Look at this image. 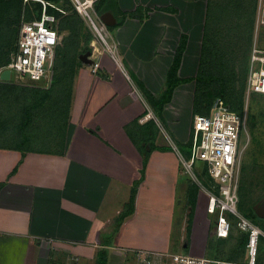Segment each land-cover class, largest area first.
Wrapping results in <instances>:
<instances>
[{
	"label": "crops",
	"instance_id": "crops-1",
	"mask_svg": "<svg viewBox=\"0 0 264 264\" xmlns=\"http://www.w3.org/2000/svg\"><path fill=\"white\" fill-rule=\"evenodd\" d=\"M97 2L98 15L109 12L116 20L114 25H106L122 66L109 55L102 56L97 73L92 72L91 64L76 62L72 82L61 84L68 87L69 94L53 91L57 86L61 89L58 83L53 88L52 82L58 67L39 83L30 80L51 88L52 97L43 107H33L36 102H30V140L23 139L16 128L22 123L18 112L9 131L0 134V264H70L61 259L63 251H73L78 264H99L98 249L104 246L107 264H136L138 256L130 247L143 226L140 224L150 221L143 208L149 206L147 188L152 179H163L158 174L167 176L169 157L176 164L181 194L187 192L174 147L179 146L172 137L171 146L162 141L154 119L142 120L150 110L158 117L148 95L159 98L164 93L169 70L180 52L178 77L196 76L204 49L214 46L212 33L222 28L228 32L230 23L246 17L255 21L259 0ZM91 47L93 54L102 51L93 37ZM192 83L178 85L161 111L162 120L183 143L190 138L194 100L184 109L174 102L179 95L191 94L195 99ZM22 107L17 103L15 110ZM184 116L187 133H181L176 122ZM156 158L157 170L153 168ZM138 165L144 175L137 172L136 176ZM142 176L134 211L114 232L130 201L133 182ZM199 199L189 235L185 213L178 210L182 223L173 252L207 253L210 221L206 219V198L205 207ZM110 232L112 236L106 237ZM143 248L152 249L149 243ZM149 258L142 263L151 264Z\"/></svg>",
	"mask_w": 264,
	"mask_h": 264
},
{
	"label": "rangeland",
	"instance_id": "rangeland-1",
	"mask_svg": "<svg viewBox=\"0 0 264 264\" xmlns=\"http://www.w3.org/2000/svg\"><path fill=\"white\" fill-rule=\"evenodd\" d=\"M28 2L29 1L24 0V4H27ZM33 2L39 1L32 0L27 5H31V13L34 16H37V14L39 13V9L37 8L38 6ZM61 4L63 8L67 10V12L66 14L58 16L59 29L63 37L62 44L57 50L55 64H64L65 66L63 67L65 68V70L72 66L70 64H72L73 62L90 65L80 59V54L91 50L92 47L91 41H89V37H93L95 39L94 33L92 32L89 24L84 20V18L80 14L79 16L78 14L76 15L75 12L77 10L71 0H69L68 3L63 0ZM26 8V5H24L20 22L18 24H15V26H20L22 25L23 21L27 20L25 18V15L27 13ZM256 17L257 14L255 15V21L254 19L253 21H251L249 18L247 19V17L237 21L235 20L236 22L230 23L232 27L228 30V32L226 30H222V25H220L219 27H221L222 29H218L217 32L212 33V35L214 36V46L212 47V49L215 52H212L213 58L208 60L204 64L205 74L212 77L203 79L197 85L195 81L194 83H192V86L194 85L196 88L194 93L196 96L195 99H193V96L191 97V94L190 97H188V95H179L175 100L174 105L184 109V106H186L190 101L194 100L195 108V101H199L198 109L202 110L197 111L208 112L211 110L218 98H221L228 104L230 103L233 107L236 106L237 101L240 99V94H242L243 92V96L241 98L243 101L242 114H246V131L244 132V145L246 146L243 155L242 170L239 181L240 187L238 210L243 215L250 217V219L254 222L264 226L263 218L260 219V217L258 215L256 216L255 214H251V216H249V213L252 211V207L262 198H264V94L253 92L248 94L247 92L249 58L252 47L255 42L258 43L259 47L264 46V27L257 34ZM240 18L242 17L240 16ZM102 29L105 33H108L106 29ZM99 45L101 46L100 43ZM206 48L209 49V46H207ZM93 55L95 57V60H101V58H103L102 56L106 57V55L108 57L107 52L104 51L103 48L100 53H94ZM207 58H209V56ZM117 66L120 67L119 64H117ZM90 67L92 69L91 65ZM13 79H16L15 75L12 77V80ZM17 81L22 83L13 82V84L15 85L12 86H16L14 88L8 86L7 84L10 83H8L7 81L0 82V110L2 108V103L6 104L7 102L11 101L10 92H12V89L15 91L14 93L20 94L21 98H23L24 100L36 102V96L28 98V95L31 92L30 89L34 88V86H36V83L31 82L32 80ZM39 82H41V80H38V83ZM222 88L226 91L224 92V95H221L219 92V90ZM53 91L54 93L59 94L67 92L69 90L68 87L64 88L61 85V89L59 88V86H57L56 90L54 89ZM148 101H152L151 103L149 102L150 104L148 103L150 106H153L152 103L156 102L152 98H148ZM5 106L6 105L3 106V110H5ZM13 106L14 104H12V107ZM153 109L156 111L155 113L158 117H154L152 119H154L158 124V132L161 134L162 141L170 145L173 143V138L179 148L183 151V153L187 155V152L189 151V148L191 146L189 145L191 144L190 142L192 138L191 131L188 141L186 143L181 142V139H178L169 130L170 127L166 125L167 122L165 123L162 120L163 115H161V113L158 112L155 108ZM14 118L15 117L11 119V123H14ZM162 122L164 123L161 124ZM176 122L179 131L181 133H187V117L184 116L183 118L177 119ZM168 124L170 125V122H168ZM164 127L167 129L169 136L163 129ZM1 130L2 127L0 126V131ZM43 137H45V135ZM157 162L158 159L156 158L153 166L155 170L160 168L159 163ZM167 162L169 165L167 169H171V172L169 171L166 177L162 173L158 174V177H162L163 179H152L149 183V187L147 185V189L150 193L149 206H144L143 208H146L148 210L150 221L140 224L143 225L142 227L138 225L139 228L137 231L139 233L135 232L136 238L131 241L133 246L130 247L131 250L135 253V256H138V254L140 255L135 261L136 264H143L142 260L144 261L146 258H148V256H150L149 259L152 260L151 264H172L173 254L178 253L173 251H176L174 245L177 240L180 224L182 223V220L179 218V212H181L182 209L185 213L184 223L186 222V228L189 235V231L194 219V212L197 211V201L200 198L199 196L201 193L200 188L198 187V190H196L198 191L196 205L192 206L191 196L189 192L193 189H197L196 183L189 177V175L182 174L184 177V182H186L185 188L187 189L186 194L182 195L180 192V186L179 184H177L179 176L174 170L176 164L170 157ZM136 165L137 163H135V166ZM138 167L139 168H136V176L137 172H139V174H143V170L141 169L142 167L139 165ZM199 167L200 163L198 162L195 168L199 170ZM201 196V199H199L200 204L201 202H204L203 205L205 207L204 195L201 194ZM172 210H174L175 212L174 215L172 214ZM206 219L210 221V226L208 232V249L205 256L217 257L222 259L229 258L228 260L235 259L236 261L248 260L249 256L246 252V249L243 248V245H241V239L243 237L242 231L235 227L228 238H218L215 234L216 215L207 213ZM105 236L111 237L112 233H107ZM185 240L187 241L188 239ZM144 241L146 242L144 243ZM121 243L122 242L120 241V244ZM146 243H149L152 249L145 250V248L143 247L146 246ZM106 247H100V249L98 250H102ZM63 252L64 253L61 259L64 260V263L78 264L72 257V254L74 253L73 251ZM181 252L185 253V250H182ZM258 259H260L261 263H264V241H262L260 244Z\"/></svg>",
	"mask_w": 264,
	"mask_h": 264
},
{
	"label": "built area",
	"instance_id": "built-area-1",
	"mask_svg": "<svg viewBox=\"0 0 264 264\" xmlns=\"http://www.w3.org/2000/svg\"><path fill=\"white\" fill-rule=\"evenodd\" d=\"M30 1V0H26ZM42 4L41 13L32 20L22 22L16 49L10 61L0 67L11 70V79L38 81L47 78L53 71L58 47L62 44L58 16L49 7L66 14L57 4L45 0H35ZM77 12L89 24L95 39L104 51L119 66H122L117 46L112 42L107 25L95 10L98 0H71ZM264 27V0L258 2L257 34ZM92 72H99L101 60L93 58ZM247 92L264 94V46L255 42L249 60ZM156 117L150 110L142 120ZM156 119V118H155ZM246 114L233 109L218 98L208 114L195 113L192 119L191 154L185 155L174 146L184 169L200 188L206 198V211L216 215L215 234L218 238H228L237 227L247 234L246 252L248 260L236 261L210 256H195L189 253H175L172 264H264L258 261L259 248L264 241V228L238 210L240 174L245 151L244 132ZM200 163L199 170L196 164ZM206 172L209 183L202 176ZM138 256H140L138 254ZM145 261H147L145 259Z\"/></svg>",
	"mask_w": 264,
	"mask_h": 264
},
{
	"label": "trees",
	"instance_id": "trees-1",
	"mask_svg": "<svg viewBox=\"0 0 264 264\" xmlns=\"http://www.w3.org/2000/svg\"><path fill=\"white\" fill-rule=\"evenodd\" d=\"M31 1L32 0H30L28 3H30ZM33 1H35V0H33ZM47 1L52 2L54 4H57L63 8V6L61 4V2H63V0H47ZM65 1L67 3L69 2V0H65ZM33 3H35L38 6L37 8L39 9V13L37 14V16H39L41 13L42 4H41V2H33ZM97 3L98 2L95 3V8L98 5ZM27 4H24V0H0V67L6 65L10 61L11 54L16 49L21 25L15 26V24H18L20 22V18H21L22 12H23L24 5H26V7H27L26 8L27 13L25 12L26 13L25 18L27 20H32L35 17H37L31 13V11H30L31 5H27ZM48 9L50 12L55 13L57 16L62 15V13L56 11L52 7H49ZM63 9L67 12V10L65 8H63ZM75 13H76V15L78 14V16H79V13L77 11ZM91 39L92 38L89 37V41H91ZM58 49H59V47H58ZM212 52L214 53L215 51L210 46H209V49H207V48L204 49V51L202 53V59H201L199 72L196 76L190 77V78H179L178 77V71H179V67H180V59L182 56V52L177 54V56L175 58V62L169 70L168 80H167V88L164 91V93L162 94V96L160 98H153V97H151V95H148V98H152L153 100L156 101V102L154 101L155 103H152V104L158 112L161 113L165 103L171 101L175 88L178 85H180L181 83L195 81V83L197 85L203 79L208 78V77H212L210 75L207 76L204 72L205 62H207L208 60L213 58ZM208 56H209V58H207ZM249 60H250V58H249ZM75 63L76 62H73L72 64H70L72 66H70L69 68L66 67V68H68L67 70H65L64 68L59 69L60 67L62 68L63 66H65L64 64H55L54 65L53 70L55 69V67H56L55 70H57V67H58V72L54 73V77L52 79L53 88L55 85H57V83L61 85L63 83L68 84V82L69 83L72 82V77H73V72H72L73 68L72 67L74 66ZM7 85L10 86L11 88L16 87V86H12V85H15L13 83H10ZM30 90H31V92L28 95L29 97L28 96H26V97L32 98V96H36V98H37L36 104H34L33 107H41L46 103V101L48 99L51 98V96H50L51 91H52L51 88L45 89L41 86H34V88H32ZM11 91H12V92H10L11 101L7 102L6 104L2 103V108L0 110V126L2 127L0 134H6L9 131L11 119L13 117H15V115H16L15 112H18V113H21L22 123L19 124L16 128L18 129V132L23 133V136H24L23 139L30 140L31 133L28 129L29 123H30L31 118H32V111H31L32 106H30V100H24L23 98H21L20 94L14 93L15 91L13 89ZM219 92L221 95H224V92H226V91H225V89L222 88L219 90ZM67 93L69 94L70 92L67 91ZM242 96H243V92H242V94H240V99L237 101L236 106L233 107L229 103V105L233 109L240 111V113L243 112V101L241 98ZM2 102H3V100H2ZM17 103L21 104V106L23 105V107L20 108L18 111L15 110ZM12 104H14L13 107H12ZM4 105H6L5 110H3ZM198 107H199V101H195L194 114L195 113L208 114L210 112V111L198 112L197 110H202V109H198ZM14 127L11 129L12 131L14 130ZM190 143L191 144H189V145H191V146L189 148V151L187 152V156H189L191 154L192 138H191ZM148 155H149V153H146V158H148ZM143 175H144V171H143ZM142 180H143V176L141 178L135 180L133 188H132V194L130 197V201L127 205L126 210L120 214L118 221H117L116 225L114 226V232L119 229V227L122 225L124 219L134 211L135 197H136V194L138 191V186L140 185ZM202 180L206 185H208L209 178H208L206 172L203 174ZM196 187H197V189H193L192 191L189 192V194L191 196L192 206L196 205V200H197V195H198L197 194L198 191H196V190H198V186H196ZM239 187H240V185H239ZM251 214H255L257 216L256 211L254 209V206L252 207V211L249 213V216H251ZM263 220H264V218H263ZM256 224H258V223H256ZM258 225L262 226L261 224H258ZM262 227H264V226H262ZM246 242H247V234H245L243 232V237L241 239V245H243V248H245V249H246ZM99 256H100L99 257V263L100 264H107L106 251L104 249L99 250ZM232 260H235V259H232ZM258 261L261 262L260 259H258Z\"/></svg>",
	"mask_w": 264,
	"mask_h": 264
},
{
	"label": "water",
	"instance_id": "water-1",
	"mask_svg": "<svg viewBox=\"0 0 264 264\" xmlns=\"http://www.w3.org/2000/svg\"><path fill=\"white\" fill-rule=\"evenodd\" d=\"M101 19L107 25H114L116 23L114 16L109 12L102 14ZM92 55H93L92 50H88L80 54V59L85 63L92 64L94 61ZM1 79L9 81L11 79V70L10 69L3 70L1 73ZM254 209L256 211V214L260 218H264V198H262L259 202H257L254 205Z\"/></svg>",
	"mask_w": 264,
	"mask_h": 264
},
{
	"label": "clouds",
	"instance_id": "clouds-1",
	"mask_svg": "<svg viewBox=\"0 0 264 264\" xmlns=\"http://www.w3.org/2000/svg\"><path fill=\"white\" fill-rule=\"evenodd\" d=\"M92 50V49H91ZM152 119V118H151Z\"/></svg>",
	"mask_w": 264,
	"mask_h": 264
},
{
	"label": "bare ground",
	"instance_id": "bare-ground-1",
	"mask_svg": "<svg viewBox=\"0 0 264 264\" xmlns=\"http://www.w3.org/2000/svg\"><path fill=\"white\" fill-rule=\"evenodd\" d=\"M95 44V43H94Z\"/></svg>",
	"mask_w": 264,
	"mask_h": 264
}]
</instances>
